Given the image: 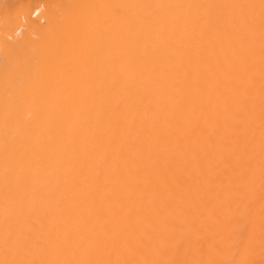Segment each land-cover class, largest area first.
Listing matches in <instances>:
<instances>
[{"label":"bare ground","instance_id":"1","mask_svg":"<svg viewBox=\"0 0 264 264\" xmlns=\"http://www.w3.org/2000/svg\"><path fill=\"white\" fill-rule=\"evenodd\" d=\"M0 264H264V0H0Z\"/></svg>","mask_w":264,"mask_h":264}]
</instances>
